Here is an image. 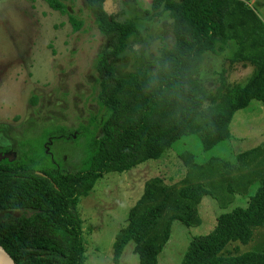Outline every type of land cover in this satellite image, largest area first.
I'll use <instances>...</instances> for the list:
<instances>
[{"label": "trees", "instance_id": "1", "mask_svg": "<svg viewBox=\"0 0 264 264\" xmlns=\"http://www.w3.org/2000/svg\"><path fill=\"white\" fill-rule=\"evenodd\" d=\"M41 1L65 14L69 0ZM84 1L97 30L111 42L95 65L97 101L105 111L102 134L90 141L76 171L10 161L0 149V215L7 212L0 218V246L16 264H85L77 202L99 178L158 160L185 135L197 136L208 151L230 138L237 111L252 100L264 105V25L249 0H152L153 15L167 14L171 20L173 44L159 51L153 72L141 67L125 78L115 74L111 62L126 51L136 25L109 16L107 0ZM70 20L78 30L80 23ZM231 42L235 51L229 61L252 66L251 76L243 85L229 84L221 73L218 86L206 89L197 79L204 55L221 52ZM183 161L189 171L181 187L159 178L144 184L114 238V264L130 242L138 264H157L172 222L195 224L197 207L210 192L190 180L196 169L192 157ZM199 175H218V185L227 184L226 190L238 195L255 182L259 186L245 207L217 216L208 234L193 238L180 264H264V141L238 154L235 164L211 159L199 167ZM255 234L261 245L249 249Z\"/></svg>", "mask_w": 264, "mask_h": 264}, {"label": "rangeland", "instance_id": "2", "mask_svg": "<svg viewBox=\"0 0 264 264\" xmlns=\"http://www.w3.org/2000/svg\"><path fill=\"white\" fill-rule=\"evenodd\" d=\"M247 4L264 25V0ZM65 6L66 13L61 14L41 0H0V149L29 165L53 168L54 162L60 169L76 171L83 166L90 141L102 134L105 111L97 101L95 65L111 42L97 30L84 0H69ZM151 6L152 0H109L105 5L109 16L132 22L137 28L126 51L111 62L118 77H128L141 67L153 72L159 51L173 44L170 18L167 14L155 17ZM70 18L80 23L78 30ZM234 51L231 42L221 52L204 55L197 79L206 89L218 86L221 73L229 84L243 85L249 79L252 66L229 61ZM229 131L228 140L208 151L202 149L197 136L185 135L160 159L99 178L77 202L85 264H114V238L144 184L159 178L167 186L181 187L189 171L183 158L192 157L198 172L192 170L190 180L202 183L210 194L197 207L194 225L172 222L157 264H180L189 242L208 234L217 216L236 206L245 207L258 182L246 194L229 193L227 184L218 185V175H199V167L205 168L211 159L235 164L238 154L260 145L264 141V105L250 101L234 114ZM48 137H52L50 145ZM169 212L167 209L165 215ZM261 241L255 234L249 249L260 246ZM133 248L131 242L124 247L118 264H138Z\"/></svg>", "mask_w": 264, "mask_h": 264}, {"label": "water", "instance_id": "3", "mask_svg": "<svg viewBox=\"0 0 264 264\" xmlns=\"http://www.w3.org/2000/svg\"><path fill=\"white\" fill-rule=\"evenodd\" d=\"M109 0L104 3V11L106 12L105 5ZM107 13V12H106ZM108 14V13H107ZM109 15V14H108ZM0 264H16L7 252L0 246Z\"/></svg>", "mask_w": 264, "mask_h": 264}, {"label": "flooded vegetation", "instance_id": "4", "mask_svg": "<svg viewBox=\"0 0 264 264\" xmlns=\"http://www.w3.org/2000/svg\"><path fill=\"white\" fill-rule=\"evenodd\" d=\"M58 137L62 138L63 136L61 135V136H58ZM66 137H67V136H66ZM46 140H47V141H46V142H47V145H50V143H51V141H52V137H48ZM45 146H46V145H45ZM2 150H5L4 153H3L4 158H8L10 161L16 160V159H13V157L10 156L11 154H9V153L7 152L8 150H6L5 148L2 149ZM3 156H2V157H3ZM52 164H53L54 167H58L57 165H55L54 162H53ZM14 213H16V212H14ZM0 216H1V215H0Z\"/></svg>", "mask_w": 264, "mask_h": 264}]
</instances>
